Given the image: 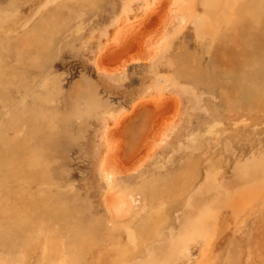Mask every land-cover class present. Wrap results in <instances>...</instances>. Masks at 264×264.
<instances>
[{"label": "rangeland", "instance_id": "rangeland-1", "mask_svg": "<svg viewBox=\"0 0 264 264\" xmlns=\"http://www.w3.org/2000/svg\"><path fill=\"white\" fill-rule=\"evenodd\" d=\"M0 264H264V0H0Z\"/></svg>", "mask_w": 264, "mask_h": 264}, {"label": "bare ground", "instance_id": "bare-ground-1", "mask_svg": "<svg viewBox=\"0 0 264 264\" xmlns=\"http://www.w3.org/2000/svg\"><path fill=\"white\" fill-rule=\"evenodd\" d=\"M121 51H123V50H117V51H112V55H114V54H116V53H119V52H121Z\"/></svg>", "mask_w": 264, "mask_h": 264}]
</instances>
